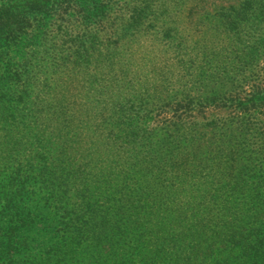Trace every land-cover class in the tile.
Listing matches in <instances>:
<instances>
[{
  "label": "rangeland",
  "instance_id": "obj_1",
  "mask_svg": "<svg viewBox=\"0 0 264 264\" xmlns=\"http://www.w3.org/2000/svg\"><path fill=\"white\" fill-rule=\"evenodd\" d=\"M41 5L0 65V264H264V0Z\"/></svg>",
  "mask_w": 264,
  "mask_h": 264
},
{
  "label": "trees",
  "instance_id": "obj_2",
  "mask_svg": "<svg viewBox=\"0 0 264 264\" xmlns=\"http://www.w3.org/2000/svg\"><path fill=\"white\" fill-rule=\"evenodd\" d=\"M47 2L48 4L53 2H58V0H0V65L5 64L7 70L9 71L12 64L15 63L14 60H6L3 53L10 47L15 46L18 43H25L26 39L21 37L31 34L33 29H40L43 27L44 22L50 17L47 11L42 10L41 3ZM105 10L98 8L97 12L94 14H89L86 18L95 17L98 18L97 21L101 20L97 15L104 14ZM60 13H66L62 11ZM79 13H83L85 16L88 14L87 9H80ZM97 14V15H95ZM41 30V29H40ZM30 41L28 37V42ZM27 42V43H28ZM33 42V40H32ZM89 54V51H86ZM29 60H23L22 71L27 69V64ZM9 73L13 74V70ZM0 246L6 242L4 245V251L0 253H6L7 248L13 249V244L16 239H9L6 234L0 237ZM10 251V249H8ZM253 257L254 260H264V241H255L254 245L251 247V252L248 258Z\"/></svg>",
  "mask_w": 264,
  "mask_h": 264
}]
</instances>
